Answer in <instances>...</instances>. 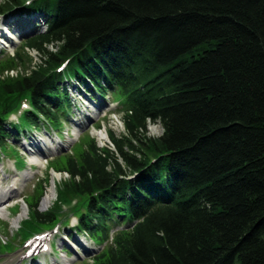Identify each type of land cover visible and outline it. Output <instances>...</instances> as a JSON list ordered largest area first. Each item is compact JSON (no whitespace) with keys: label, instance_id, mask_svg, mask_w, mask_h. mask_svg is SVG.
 I'll list each match as a JSON object with an SVG mask.
<instances>
[{"label":"trees","instance_id":"trees-1","mask_svg":"<svg viewBox=\"0 0 264 264\" xmlns=\"http://www.w3.org/2000/svg\"><path fill=\"white\" fill-rule=\"evenodd\" d=\"M0 14L36 24L0 67V144L58 132L69 89L111 93L122 112L113 151L91 139L52 163L70 178L57 200L82 197L73 230L96 245L112 233L95 264H264V0H9ZM25 46L43 63L2 76L30 61ZM156 120L161 135L145 138ZM38 202L24 234L58 221Z\"/></svg>","mask_w":264,"mask_h":264},{"label":"rangeland","instance_id":"rangeland-1","mask_svg":"<svg viewBox=\"0 0 264 264\" xmlns=\"http://www.w3.org/2000/svg\"><path fill=\"white\" fill-rule=\"evenodd\" d=\"M6 1L9 0H0L1 4ZM9 25H12L13 28ZM27 27L28 22L26 18L20 20L12 18L11 21H8L5 17L0 15V40L10 44V47L4 50V53L0 56V67H3L5 64L8 65L6 60L7 58H11L10 54L13 53L17 46L18 51H21V47H19L18 44L20 38L16 36V32L18 31L21 34L26 33ZM3 35L10 37V39L13 37L16 42H14V44L10 43ZM2 51V44L0 42V53H2ZM28 53L31 56L30 61L27 62V58L23 61L18 60L17 64L14 66H19L22 72L39 62L38 55H35L32 51ZM24 63L26 65H23ZM87 99L88 98H82L81 101L80 97L74 95L72 100L74 105L72 107V118L75 116L74 119L78 125L76 123L73 125L70 122L69 124H63L61 129L57 132L58 135L61 136L59 140H57L56 137H54V139L44 136L46 140L38 143L40 148L37 145L35 146V144H31L33 140L37 142V139L33 136H30L33 139L31 141H20L17 137H10V139L6 140V145L0 147V188L9 186L14 188V193L5 197L3 200L4 202L0 205L2 208L5 207L6 214V217H0V246H6V248H1L4 251L0 250V264H95L93 255L97 253L101 246L98 247L93 245L90 241H84L82 238H79L81 236H75L80 243V248L77 244L72 242V238L74 237L66 235L68 234L66 232L67 227L69 230L71 226L76 223L74 216H72V213L68 212V210L78 201H82V197H77L78 195L73 194L72 196H68L66 200H57L59 188L63 187L64 183L70 178L67 173L61 171V176L54 182L50 174L52 169L55 170L52 163L56 164V167H59L67 156H74V158H76L83 149L88 147L91 139L95 142L100 151H113L114 148L108 138V132L111 131L117 138L125 135L124 126L121 121L122 112L115 102L116 99L114 95L108 93L104 100H94V102H99L104 105L103 107L99 104V107H101L100 110L95 106L98 113L97 110L93 108L90 100ZM84 103H87L88 106L86 107ZM12 119L16 120V116H12ZM100 131L105 133L106 137L104 139H100V137L97 136V133ZM161 132L162 127L160 124H157V122H155V124L153 122H147V133L145 138H156ZM28 133L32 135L31 132ZM138 148H140V146H138ZM32 158L36 159L35 163L31 162ZM17 160L18 162L23 161L25 165L16 169L15 164H17ZM21 174H23V177L20 178ZM50 186L53 187L51 203L48 207H42L39 203V210L41 212H48L51 209L57 211L58 220L66 219L68 226L66 229L63 225H60L51 230L44 229V231L38 232L47 234L45 239L46 247L37 253V257H27L28 247L24 242L34 235L32 234V236L30 235L24 239V236L32 232L24 234V231H21L23 236L19 233L17 234L20 224L23 221L25 225L30 223V219H26L28 208L25 204V200L27 204L34 201V199H38L40 202L42 196ZM12 203H17V206L9 208L8 205ZM23 208L25 212L21 221L12 223V220H14L18 213H20L19 211ZM49 226L51 227L53 224H49ZM66 237L68 241L65 240ZM111 239L112 237L110 236V239L104 243V246L110 244ZM85 244L90 247L86 249V253L82 251Z\"/></svg>","mask_w":264,"mask_h":264},{"label":"bare ground","instance_id":"bare-ground-1","mask_svg":"<svg viewBox=\"0 0 264 264\" xmlns=\"http://www.w3.org/2000/svg\"><path fill=\"white\" fill-rule=\"evenodd\" d=\"M104 135H105V133H103V131H100V132L97 133V136L100 137V139H104L106 137V135L105 136ZM31 162L32 163L36 162V159L32 158ZM51 175H52V181H55L56 179H59V177L61 176L56 171L52 172ZM21 177H23V174L20 175V178ZM12 193H14V188H12L11 186L6 187V188H0V205L4 202L3 200L5 199V197L10 196ZM52 195H53V187L50 186L47 189V191L45 192V194L43 195V197H42V199L40 201V205L42 207H48L49 204L51 203ZM19 212L20 213H18V215L14 218V220H12V223H18L19 221H21V219L23 217V214L25 212V209L23 208ZM0 217H2V218L6 217L5 207L4 208L0 207Z\"/></svg>","mask_w":264,"mask_h":264}]
</instances>
